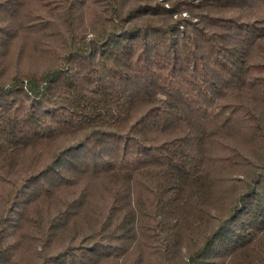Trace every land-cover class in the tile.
I'll list each match as a JSON object with an SVG mask.
<instances>
[{"label": "trees", "instance_id": "trees-1", "mask_svg": "<svg viewBox=\"0 0 264 264\" xmlns=\"http://www.w3.org/2000/svg\"><path fill=\"white\" fill-rule=\"evenodd\" d=\"M0 264H264V0H0Z\"/></svg>", "mask_w": 264, "mask_h": 264}]
</instances>
